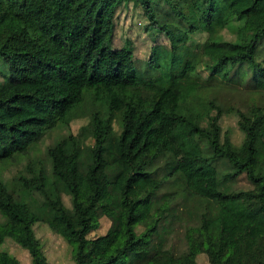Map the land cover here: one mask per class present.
<instances>
[{"label": "trees", "instance_id": "trees-1", "mask_svg": "<svg viewBox=\"0 0 264 264\" xmlns=\"http://www.w3.org/2000/svg\"><path fill=\"white\" fill-rule=\"evenodd\" d=\"M136 15L156 42L142 74L130 40L112 47ZM0 68V264L17 246L54 264L39 228L70 264H264V0H0Z\"/></svg>", "mask_w": 264, "mask_h": 264}, {"label": "rangeland", "instance_id": "rangeland-1", "mask_svg": "<svg viewBox=\"0 0 264 264\" xmlns=\"http://www.w3.org/2000/svg\"><path fill=\"white\" fill-rule=\"evenodd\" d=\"M249 0H237L238 6L243 5L244 3L248 2ZM133 24H127L128 27L125 26H118V29L113 37V48L115 47H121L124 44L125 39H128L132 42V47L134 49L135 53V65L138 72H141V74L144 72L145 67L144 66V59H146L150 53V48L154 45H156V42L152 40V34L147 33L144 31V27L146 24V19L144 16L136 15L132 19ZM154 31V30H153ZM192 38L196 39L199 42H202L204 37L201 35L198 36H192ZM160 42H163L160 41ZM115 46V47H114ZM209 53H215L214 49L209 48ZM2 68H0L1 70ZM87 119L85 117H77L72 119V121L69 124V128H56L52 131H49L43 139L37 143L36 147H34L33 156L36 154L38 158L43 159V154L45 152V149L51 145L55 140H58L60 138H63L67 135L68 131L72 133H76L78 128L85 124ZM223 126L224 128H230L234 126L235 118L233 116H229L224 118L223 120ZM115 129L117 130V126L114 125ZM264 142V122L260 125V128L258 130V135L256 139V148L257 150H260L262 147V144ZM30 157V156H29ZM29 157H24L23 161L21 163H18L17 165L14 163L12 166H9L8 169L5 172V176L8 178L12 177L13 175H16L18 172H20L21 169L25 172V164L26 159ZM179 167L184 172H186L189 176H192V167L191 162L188 156H180L179 157ZM194 184L196 185L197 190L204 194V195H210L213 191L214 183L212 177H193ZM234 187L232 190H236L238 188H246L248 186L246 179L244 178V175H239L234 182ZM109 225V220L105 217H102L100 219V228L96 231H93L89 237L99 236L105 233L107 227ZM38 235L41 237L42 241L45 244V248H48L49 250H54L55 253H52L51 260L54 264H70V258L68 256L69 254V247L63 243L61 240H59L52 232H50L47 228H39ZM16 245V244H15ZM17 246V245H16ZM18 249L14 251V255L21 258V264H30V258L28 255L24 254L22 252L23 249H21L19 246H17ZM21 249V250H20ZM197 257V260L199 261V264H207L205 260H202ZM117 264H123V260H119ZM147 264V263H143Z\"/></svg>", "mask_w": 264, "mask_h": 264}]
</instances>
